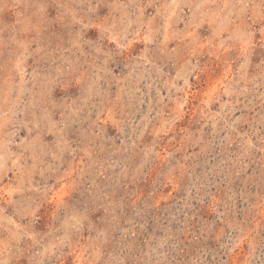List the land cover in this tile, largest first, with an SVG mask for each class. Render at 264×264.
I'll return each mask as SVG.
<instances>
[{
    "label": "rangeland",
    "instance_id": "rangeland-1",
    "mask_svg": "<svg viewBox=\"0 0 264 264\" xmlns=\"http://www.w3.org/2000/svg\"><path fill=\"white\" fill-rule=\"evenodd\" d=\"M0 264H264V0H0Z\"/></svg>",
    "mask_w": 264,
    "mask_h": 264
}]
</instances>
